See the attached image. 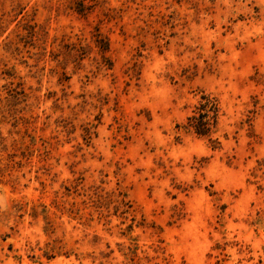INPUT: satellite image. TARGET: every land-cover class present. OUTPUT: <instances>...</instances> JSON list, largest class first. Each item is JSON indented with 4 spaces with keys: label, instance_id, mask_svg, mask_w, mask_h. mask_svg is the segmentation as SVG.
<instances>
[{
    "label": "rangeland",
    "instance_id": "374dc122",
    "mask_svg": "<svg viewBox=\"0 0 264 264\" xmlns=\"http://www.w3.org/2000/svg\"><path fill=\"white\" fill-rule=\"evenodd\" d=\"M0 264H264V0H0Z\"/></svg>",
    "mask_w": 264,
    "mask_h": 264
},
{
    "label": "trees",
    "instance_id": "16d2710c",
    "mask_svg": "<svg viewBox=\"0 0 264 264\" xmlns=\"http://www.w3.org/2000/svg\"><path fill=\"white\" fill-rule=\"evenodd\" d=\"M203 100L204 102L188 118V124L184 127L200 136H207L211 132L212 125L217 123L219 107L216 100H211L209 97H204Z\"/></svg>",
    "mask_w": 264,
    "mask_h": 264
}]
</instances>
